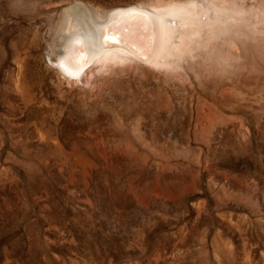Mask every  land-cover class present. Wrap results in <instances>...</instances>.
<instances>
[{
  "label": "rangeland",
  "instance_id": "1",
  "mask_svg": "<svg viewBox=\"0 0 264 264\" xmlns=\"http://www.w3.org/2000/svg\"><path fill=\"white\" fill-rule=\"evenodd\" d=\"M0 264H264V0H0Z\"/></svg>",
  "mask_w": 264,
  "mask_h": 264
},
{
  "label": "bare ground",
  "instance_id": "2",
  "mask_svg": "<svg viewBox=\"0 0 264 264\" xmlns=\"http://www.w3.org/2000/svg\"><path fill=\"white\" fill-rule=\"evenodd\" d=\"M82 10V9H81ZM132 10H137V11H139V12H143V10H141V9H128L127 11H132ZM133 12V11H132ZM123 14H124V11L122 10H118L117 9V14H116V12H113V13H109L108 14V16H107V19H112L114 16H116V15H118L119 16V18H121L122 16H123ZM150 15V14H149ZM83 16H87V18L88 19H90V14H88V12L87 13H84L83 14ZM94 17V16H93ZM92 17V18H93ZM156 17V16H155ZM83 18V17H82ZM87 18H83V19H81V21L83 22V26H84V28H85V33H84V35H82V36H80V35H78L77 36V38H78V40H80L81 42H83L84 43V45L87 47V49H88V54H89V57L91 58V56H96L99 52H102L104 49H101V47H100V45L98 44V45H96V43L94 42V41H96L95 40V36H94V33H93V31H94V29L92 28V25L90 24V22L88 21V19ZM91 18V19H92ZM96 19H100L101 18V16L99 15V14H97V16L95 17ZM154 18V17H153ZM154 20V19H153ZM99 22V21H98ZM94 23V22H93ZM94 24H96V23H94ZM93 24V25H94ZM161 24V23H160ZM79 25V24H78ZM99 25V24H98ZM107 25V24H106ZM116 25V24H115ZM79 26H81V24L79 25ZM82 26V27H83ZM114 26V25H113ZM109 27H111V26H109ZM82 29V28H81ZM110 29V28H109ZM114 29V28H113ZM101 30V29H100ZM108 30V29H107ZM99 33H100V31H99ZM103 33H105V32H103ZM119 33V32H118ZM68 36V35H67ZM103 37H104V35H102ZM128 38V37H127ZM160 39V38H159ZM162 41V40H161ZM97 42V41H96ZM160 44V43H159ZM80 45V44H79ZM81 45H83V44H81ZM93 46H95L96 48L94 49V47ZM137 46V45H136ZM135 46V47H136ZM158 46V45H157ZM156 46V47H157ZM74 47V46H73ZM81 48V47H80ZM158 50V49H157ZM110 51V50H109ZM108 51V52H109ZM115 51H116V49H115ZM118 51H120V49L118 50ZM122 51V50H121ZM106 52V51H105ZM108 52L106 53V54H108ZM127 52V51H126ZM114 53V52H113ZM125 53V52H124ZM112 54V53H111ZM116 54V53H115ZM103 55H104V53H103ZM109 55V54H108ZM107 55V56H108ZM112 55H114V54H112ZM117 55V54H116ZM115 55V56H116ZM127 54H125V56H126ZM130 55V54H129ZM152 55V54H151ZM155 55V54H154ZM61 56V55H60ZM100 56H101V54H100ZM99 56V57H100ZM106 56V57H107ZM102 57V56H101ZM105 57V58H106ZM149 57H151V56H149ZM116 58H117V56H116ZM92 59V58H91ZM94 59H92V60H90V61H93ZM149 60V59H148ZM85 62V61H84ZM88 62V61H87ZM64 65H67V64H64ZM68 66V65H67ZM66 66V67H67ZM69 66H71V65H69ZM90 66V65H89ZM74 67V66H73ZM69 68V67H68ZM75 69V68H74ZM84 69H87V68H85L84 67ZM73 70V69H72ZM81 70V69H80ZM77 72L78 73V71L77 70H74V72ZM86 71V70H85ZM68 74V73H67ZM70 74V73H69ZM71 74H72V72H71ZM76 74V73H75ZM68 76V75H67ZM80 76V75H79ZM73 77V76H72ZM76 77V76H75Z\"/></svg>",
  "mask_w": 264,
  "mask_h": 264
}]
</instances>
